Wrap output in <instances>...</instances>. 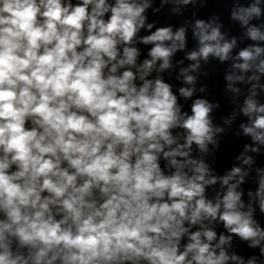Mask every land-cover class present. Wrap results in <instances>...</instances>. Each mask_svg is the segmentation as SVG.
<instances>
[{
    "label": "clouds",
    "instance_id": "obj_1",
    "mask_svg": "<svg viewBox=\"0 0 264 264\" xmlns=\"http://www.w3.org/2000/svg\"><path fill=\"white\" fill-rule=\"evenodd\" d=\"M0 264H264V0H0Z\"/></svg>",
    "mask_w": 264,
    "mask_h": 264
}]
</instances>
